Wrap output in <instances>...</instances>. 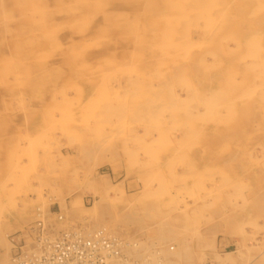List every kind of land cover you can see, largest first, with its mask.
<instances>
[{
    "label": "rangeland",
    "instance_id": "374dc122",
    "mask_svg": "<svg viewBox=\"0 0 264 264\" xmlns=\"http://www.w3.org/2000/svg\"><path fill=\"white\" fill-rule=\"evenodd\" d=\"M39 215L264 264V0H0V264Z\"/></svg>",
    "mask_w": 264,
    "mask_h": 264
},
{
    "label": "built area",
    "instance_id": "2783aa9c",
    "mask_svg": "<svg viewBox=\"0 0 264 264\" xmlns=\"http://www.w3.org/2000/svg\"><path fill=\"white\" fill-rule=\"evenodd\" d=\"M53 216L62 221L60 215ZM38 218L23 239L11 242L13 264H151L147 255L142 261L137 258L144 252L136 250L137 244L127 236L103 229H56L47 224V216Z\"/></svg>",
    "mask_w": 264,
    "mask_h": 264
},
{
    "label": "bare ground",
    "instance_id": "6f19581e",
    "mask_svg": "<svg viewBox=\"0 0 264 264\" xmlns=\"http://www.w3.org/2000/svg\"><path fill=\"white\" fill-rule=\"evenodd\" d=\"M170 250H172V248H169Z\"/></svg>",
    "mask_w": 264,
    "mask_h": 264
}]
</instances>
